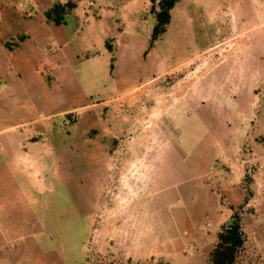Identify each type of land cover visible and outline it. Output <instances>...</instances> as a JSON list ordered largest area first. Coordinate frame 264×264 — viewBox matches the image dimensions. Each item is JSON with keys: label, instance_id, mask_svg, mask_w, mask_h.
<instances>
[{"label": "crops", "instance_id": "obj_1", "mask_svg": "<svg viewBox=\"0 0 264 264\" xmlns=\"http://www.w3.org/2000/svg\"><path fill=\"white\" fill-rule=\"evenodd\" d=\"M56 1L75 5L60 25L45 17ZM228 13L238 18L230 28ZM175 20L187 25L186 41L157 53L158 41L149 47L151 0H0V264H50L36 242L42 226L34 206L59 186L85 205L80 212L93 224L91 240L107 239L108 253L128 242L121 254L137 259L130 256L140 246L127 209L134 204L145 227L153 215L159 230L157 244L140 259L210 264L218 229L231 215V209L217 212L214 187L234 208L243 200L236 177L221 182L214 169L248 147L252 154L261 150L245 129L256 123L246 94L264 82V0H180L168 30ZM233 28L245 29L232 55L251 78L249 89L229 96L222 69V84L172 87L177 99L170 107L165 101L146 107L144 86L226 44ZM136 110H145L143 117L137 113L140 125L131 120ZM144 122V132L109 155L111 142L141 131ZM118 185L130 195L125 200L114 191ZM106 196L117 207L103 206ZM117 215L127 227L121 244L114 241Z\"/></svg>", "mask_w": 264, "mask_h": 264}, {"label": "rangeland", "instance_id": "obj_2", "mask_svg": "<svg viewBox=\"0 0 264 264\" xmlns=\"http://www.w3.org/2000/svg\"><path fill=\"white\" fill-rule=\"evenodd\" d=\"M234 16L228 13V28L238 20L236 15ZM152 23H155V21ZM186 29L187 25L175 20L169 30L167 29L168 31L157 40L158 42L154 47L155 52L162 53L163 51H167L173 42L183 43V40L186 41V39H183V34ZM240 33L245 34V29H228L227 37H229L228 40L230 39V41L226 44H216L214 48L204 52L198 59L188 62V65L180 67L179 70L173 73L163 74L158 80L144 86L143 91L146 93L145 100H147L146 103H149L146 107L151 106L152 109L156 102L160 103L165 101V104H167L171 98H173V102H176L177 98L170 96L172 93L170 89L172 87L174 91L175 87H180V85L188 86L201 82H206L213 86L214 84H222L218 78L219 70L222 69V73H226L224 80L228 86L227 90L229 96L237 95L236 92L239 90L245 88L249 89V86L253 85L252 80L248 75L241 74L245 67L240 61L235 60V56L232 55L234 54L233 50L237 47L235 45L236 41L241 40V37H237ZM212 40L213 37L210 36L206 42H211ZM184 45L186 46V44ZM230 55L233 57L228 60L227 57L230 58ZM244 74L246 73L244 72ZM246 95L248 97L250 96L248 103H253L252 108L254 111H252V113L255 118L253 120L256 122L252 125L247 124L245 130L248 131V134L246 136L255 138L253 142L257 141L261 150L258 154H252L253 152L248 147L247 150H244L243 156L231 154L227 156L223 164L216 167V169L213 167L215 172H217V176H219L218 180L219 178L220 180L223 178L221 182H224L226 180L225 178L236 177L238 180L237 187H239L240 192H237V196L241 194L243 197L242 204L235 208L230 206L228 200H225L223 191L218 186L214 187L216 186L215 184L212 185L215 188L213 190L215 193L214 195H216V199L218 200L217 208L221 207L217 212L221 215L227 212L228 215V211L231 209L229 214L232 215L234 210H238L242 217L246 243L238 256L236 264H264V238H262V234L264 233V166L262 162L264 159L261 157V154H259L262 152L264 156V123H261V115H264V82L258 84L254 92ZM168 105L170 107V104L166 106ZM145 110H136L133 115H131L132 122L140 125L136 119L138 118L139 111L141 112L140 117H143ZM146 112L148 113V111ZM247 118H251V111ZM141 125L144 126L141 131L133 128L130 134L124 132L122 134L124 136L121 135L118 139L114 140V142H111L109 155L111 156L114 151L118 153V150L124 149L129 137L138 136L142 131L144 132L146 130V126H149V124L145 122L141 123ZM65 140H69V138L67 137ZM118 158L119 157L115 156L116 163H119ZM113 176H115V174ZM106 187L108 189L107 184ZM119 187L120 185L116 186L114 190L119 195V200L130 196L122 194ZM85 190L86 189H82L78 192L85 194L88 192V190ZM106 198L103 206L113 205L117 207L118 201L113 202L110 196H106ZM92 205L93 207H97L96 203ZM136 206L137 205L132 204L127 208L130 214V228L132 227L135 229V240L140 246L138 250L131 248L130 256L137 258L133 259L129 258L128 252L121 254L125 249L131 247L128 242L124 245L120 243L122 232L127 228L123 226L120 220L121 215H117V218H115L116 225L114 226V231L117 236L114 241L115 244L119 242L121 245L117 247V252L114 255L113 253H108L111 247L107 239L105 241L99 239V242H93L91 240L93 224L87 219L85 214L80 212V207L81 210H83L85 205H83V203L77 205L73 202L68 190L61 186L54 188L52 192H47L40 197L39 203L34 206V216L39 220L42 226V230L36 232V242L39 247L40 255L41 253L46 255L50 264H169L163 258L152 259L142 257V259H140L139 255L146 248L157 244L159 230H157L156 224L157 217L153 215H150V218L148 217L145 227L143 218H138L137 212L139 208ZM240 207L242 208L240 209ZM100 208L101 206H99V209ZM93 209L97 210V208ZM84 211H86V209ZM227 215H225V218ZM112 220L114 221V219ZM100 222L103 221L100 220ZM100 222H98V224H100ZM146 228L147 236L144 235ZM180 264H184V262Z\"/></svg>", "mask_w": 264, "mask_h": 264}, {"label": "trees", "instance_id": "obj_3", "mask_svg": "<svg viewBox=\"0 0 264 264\" xmlns=\"http://www.w3.org/2000/svg\"><path fill=\"white\" fill-rule=\"evenodd\" d=\"M180 0H159L157 2L158 10L155 11L156 0H151L152 12L155 15V25L153 27L149 47L159 40L167 31L171 19V10ZM75 5L71 2L61 4L56 1L54 5L45 13L48 23L60 25L72 11ZM107 50L112 53V70L114 63L113 48L106 42ZM242 207H240L241 209ZM246 243V236L243 230V222L240 212L234 210L228 223L220 228L217 233V243L210 254V264H236L240 252Z\"/></svg>", "mask_w": 264, "mask_h": 264}]
</instances>
